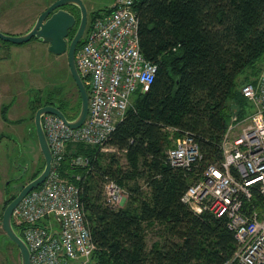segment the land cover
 Listing matches in <instances>:
<instances>
[{"label": "trees", "instance_id": "obj_1", "mask_svg": "<svg viewBox=\"0 0 264 264\" xmlns=\"http://www.w3.org/2000/svg\"><path fill=\"white\" fill-rule=\"evenodd\" d=\"M134 9L140 50L156 65L154 79L146 92L133 95L116 124L106 143L114 151L78 145L77 152L88 164L66 173L80 188L96 247L91 260L93 264H224L236 250L226 219L208 212L195 214L181 196L208 165L221 161L220 142L230 117L233 113L241 117L248 107L240 86L256 76L264 61V0H136ZM77 15L78 22L79 11ZM42 98L39 105V98H34L30 108L57 105L69 119L80 109L78 102L72 115L68 111L73 107ZM7 106L1 109L3 120ZM184 132L193 135L201 155L190 171L172 167L166 157L172 140ZM68 167L65 160L64 168ZM76 175L80 179L75 180ZM109 181L125 189L124 205L107 202L104 186ZM262 200L254 187L244 205L262 210ZM152 227L161 233L149 245L146 238Z\"/></svg>", "mask_w": 264, "mask_h": 264}, {"label": "built area", "instance_id": "obj_2", "mask_svg": "<svg viewBox=\"0 0 264 264\" xmlns=\"http://www.w3.org/2000/svg\"><path fill=\"white\" fill-rule=\"evenodd\" d=\"M135 1L112 0L108 8L95 13L75 49V65L88 89L83 123L71 128L56 115L42 116L52 155L50 172L12 212V223L29 249L30 264H93L96 247L85 220L80 188L66 173L88 164L77 152L78 145L112 150L106 143L133 95L146 92L154 79L156 65L139 46ZM240 92L248 107L241 117L237 113L230 117L220 142L221 161L208 165L181 201L195 214L208 212L226 219L236 250L224 264H264V61L256 76L241 84ZM166 157L172 167L185 171L201 160L189 132L172 140ZM65 160L68 169L64 168ZM74 178L78 180L80 175ZM254 187L263 198L262 210H248L244 205ZM104 190L113 206L127 195L113 181L107 182Z\"/></svg>", "mask_w": 264, "mask_h": 264}, {"label": "rangeland", "instance_id": "obj_3", "mask_svg": "<svg viewBox=\"0 0 264 264\" xmlns=\"http://www.w3.org/2000/svg\"><path fill=\"white\" fill-rule=\"evenodd\" d=\"M52 1L0 0V30L11 34L25 32ZM82 2L87 9L86 30L93 11L108 8L112 0ZM64 8L73 11L78 18L74 5L67 4ZM241 77L242 74L238 78ZM45 96L51 102L67 104V109L73 107L68 112L75 114L80 97L68 69L66 53H52L48 43L36 39L21 44L0 41V212L4 199L16 195L32 175L43 169L44 159L34 128L37 108L31 109L30 105L34 98H39V105ZM3 105H8L6 120L1 116ZM240 128L241 125L236 130L239 132ZM111 151L114 150H101ZM126 200L127 195L117 206L124 205ZM160 233V228H150L147 243L150 245ZM9 241L0 220V264H21L18 248Z\"/></svg>", "mask_w": 264, "mask_h": 264}, {"label": "water", "instance_id": "obj_4", "mask_svg": "<svg viewBox=\"0 0 264 264\" xmlns=\"http://www.w3.org/2000/svg\"><path fill=\"white\" fill-rule=\"evenodd\" d=\"M72 4L79 11V19L75 31L67 41L69 29L76 24L75 15L64 8L65 5ZM87 23V9L82 0H53L36 17L34 23L25 32L11 34L0 30V39L10 43L21 44L29 41L32 37L48 43V50L55 54L66 53L67 65L72 79L77 86L80 97V109L73 119H67L57 105H44L36 109L34 113V128L37 143L44 159L43 169L37 176L28 181L15 197L5 206L1 227L8 239L18 248L21 264H30L29 249L21 237L20 231H15L12 223V212L21 199L32 189L37 188L48 176L51 167L52 155L42 127V116L53 114L59 117L64 124L71 128L79 127L87 115L88 92L80 77L74 60V52L79 43Z\"/></svg>", "mask_w": 264, "mask_h": 264}, {"label": "flooded vegetation", "instance_id": "obj_5", "mask_svg": "<svg viewBox=\"0 0 264 264\" xmlns=\"http://www.w3.org/2000/svg\"><path fill=\"white\" fill-rule=\"evenodd\" d=\"M77 9V8H76ZM78 10V9H77ZM69 11H71V10H69ZM71 12H73V11H71ZM75 17H76V15H75ZM77 20V19H76ZM77 22V21H76ZM78 23V22H77ZM70 35V30L68 31V35H67V41L70 39V37L71 36H69ZM8 189V187H7V185L5 186V188H4V193H5V195H6V190ZM7 199H4V203H3V205H2V211L0 212V220H1V217H2V212H3V210H4V208H5V206L7 205L6 203H5V201H6Z\"/></svg>", "mask_w": 264, "mask_h": 264}]
</instances>
